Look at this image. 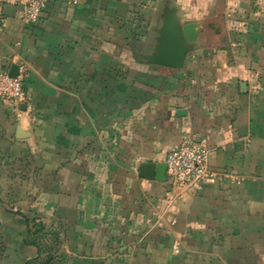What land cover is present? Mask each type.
I'll return each mask as SVG.
<instances>
[{"label": "crops", "instance_id": "1", "mask_svg": "<svg viewBox=\"0 0 264 264\" xmlns=\"http://www.w3.org/2000/svg\"><path fill=\"white\" fill-rule=\"evenodd\" d=\"M73 1L0 8L28 97L0 99V264H264V0ZM165 4L200 30L180 69L142 58ZM200 139L202 190L139 176Z\"/></svg>", "mask_w": 264, "mask_h": 264}, {"label": "built area", "instance_id": "2", "mask_svg": "<svg viewBox=\"0 0 264 264\" xmlns=\"http://www.w3.org/2000/svg\"><path fill=\"white\" fill-rule=\"evenodd\" d=\"M48 0H0V8L6 5H23L22 22L26 26L36 24ZM77 3L78 0H74ZM18 74L11 77L8 71L0 68V99L20 105L27 102L24 89L27 68L18 65ZM210 149L205 139L190 141L172 149L166 157L167 174L171 191L197 192L213 180L215 174L209 166ZM176 219H172L175 223Z\"/></svg>", "mask_w": 264, "mask_h": 264}, {"label": "water", "instance_id": "3", "mask_svg": "<svg viewBox=\"0 0 264 264\" xmlns=\"http://www.w3.org/2000/svg\"><path fill=\"white\" fill-rule=\"evenodd\" d=\"M23 5H6L5 14L13 16ZM200 34L199 26L195 22L183 23L177 14L175 6L165 4L163 7L161 26L157 30L155 44L148 54H143L144 61L159 66L180 69L184 67L187 56L196 47V40ZM19 66L13 64L8 74L16 77ZM247 84L241 83V91L246 92ZM167 164L143 162L139 165V176L145 179H166Z\"/></svg>", "mask_w": 264, "mask_h": 264}, {"label": "trees", "instance_id": "4", "mask_svg": "<svg viewBox=\"0 0 264 264\" xmlns=\"http://www.w3.org/2000/svg\"><path fill=\"white\" fill-rule=\"evenodd\" d=\"M47 261H48V260L43 261V262H38L37 260H33V261L28 262L27 264H46Z\"/></svg>", "mask_w": 264, "mask_h": 264}]
</instances>
